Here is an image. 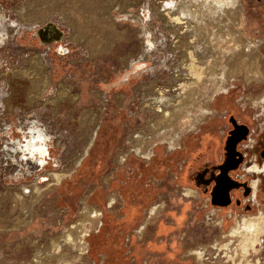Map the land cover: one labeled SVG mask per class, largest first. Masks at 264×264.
Listing matches in <instances>:
<instances>
[{
	"label": "rangeland",
	"instance_id": "1",
	"mask_svg": "<svg viewBox=\"0 0 264 264\" xmlns=\"http://www.w3.org/2000/svg\"><path fill=\"white\" fill-rule=\"evenodd\" d=\"M34 1L6 0L1 1L0 6L6 10L11 21H14L16 14L13 9L19 5L29 8L30 3ZM108 1H49L48 6L46 5L49 8L44 11L46 21H43L40 26L52 23L62 31L64 37L60 45L62 49L68 50L67 53L54 50L50 45V52L47 54L46 50L40 47L31 48L29 42L32 34L27 32L19 39L22 44L17 43L18 51L3 50L0 54V61L3 62V64L0 63V67L1 65L3 67L0 74L5 73L3 79H0V91L6 92V103L0 105V136H8L6 133L10 135L13 131V136L18 139L17 131L19 130L24 141V136L27 137V135L23 130L27 128L29 132L34 124L44 129L51 137L48 143L51 142V153L56 159L55 168H46L41 173H36L33 164V166L29 165V170L35 174L32 173L28 180L20 182L32 185L36 181L42 187L45 184L43 178H48L45 173L71 171L69 176L63 178L58 185L53 186L46 195L30 207L29 220L22 225L23 227L3 230L0 228V264H35L38 262L35 258L37 255L44 256L42 259L39 256V264H177L168 263L165 256H160L161 251L154 253L152 248L143 254L137 252L131 254L132 259L123 258L121 260L123 262L107 260L104 249L101 252L90 248V239L101 229L102 224L104 225L106 217L111 215L117 219L122 216L125 199L123 188L119 189V182L125 183V179L133 176L130 174L135 171L137 173L145 171L142 179L149 177L151 184L153 183L156 187L162 186L159 191L161 195L154 202L162 201L163 205L148 221L153 222L149 232L157 236L154 240L156 247L160 249L169 243L176 248L178 256L182 255L186 259V264H192L195 261L189 251L195 249L200 251L198 249L202 248L205 252L206 247L215 241V250H219L218 257L222 255L224 259L225 257L231 259L228 264H259L258 259L251 263L248 258L254 260L253 255L257 253L255 246H260L264 239V211L258 210L260 216L256 219L257 227L263 226L262 229H258L260 243L259 239L255 240L246 252L238 251L237 238H222L221 235L223 232L228 233L234 225L232 220L234 214L250 215L254 214L256 209L248 212L243 206L232 205L229 208L231 213L223 209L217 214L216 209L208 206V198L200 195L195 189L193 190L197 192V197L191 195L185 198L183 192L189 186L181 182V179L178 180V177L177 179L174 177L180 172V168H184L183 162L189 165L191 159L196 157L201 139L204 138L206 141L208 130L225 115L226 107L222 105L223 93L235 91V96L240 99V103L251 107L253 114H256L258 118L262 116L264 120L262 113L264 46H258L255 50L254 64L243 61L232 68L233 78L227 82L225 90H219L216 80L213 83L202 82L198 87L199 100L190 107L188 114L184 112L178 115L174 122L166 123L165 120H160L163 129L159 126L162 132L157 134L154 127H151L153 111L146 108L145 104L154 93L155 96L163 89L166 91V96L172 97L178 92L174 85L171 87L172 82H170L172 80L170 73L173 71L176 58L167 57L169 55L167 50L171 44L168 39L169 33L161 30L162 24L156 21L152 12V3L158 0H132L136 6L128 11L143 20V23L152 25L150 33L152 37L157 38L156 47L160 50H156L157 53L152 57L144 53L143 42H141L144 38L143 27L139 22L129 24L122 20L119 10H113V15L116 16L114 25L107 20H101ZM172 1L178 3L180 0ZM239 1L241 12L235 21L237 26L232 24L233 16L230 17L226 39L223 42L213 40L221 48V53L227 52L229 47L241 51L246 42L256 43L254 39L257 36L253 34L254 28L252 29L253 26L249 25L252 21L244 19L242 0ZM121 2L122 0H118L117 5ZM56 9L59 11L57 12ZM62 15L70 21V24L62 19ZM99 17L101 19L97 20ZM139 30L141 32H138ZM87 37L89 39H86ZM202 37H205V34ZM32 58L40 59L44 68L43 73L50 78V84L40 97L35 96V100L27 103L28 91L32 85L26 79L13 76V71L16 70L14 73L29 71ZM222 61L223 58L220 56V62ZM140 65L146 66L145 69L138 71L141 68ZM135 71L138 72L134 73ZM203 77L205 78L206 75ZM216 77L220 78L218 72ZM63 89H66L64 94ZM58 93L61 95L59 96ZM259 97L260 103L252 104V99H259ZM52 100H57L58 103H50ZM194 117L198 118L197 123L193 120ZM9 126L12 129L4 131ZM164 126L167 128L165 129ZM221 127L217 129L220 130ZM136 134L143 135L137 142L139 143L141 139V149L150 151V160L132 152L122 166H117L115 159L122 152L129 150L130 146L135 145L133 137ZM173 135H176L174 139ZM172 139L174 147L170 148ZM171 150L172 152H169ZM203 152L199 161L208 156L207 148ZM84 153L87 154L84 156ZM17 157V155L10 156L7 151L4 154L0 152V196L5 198L4 203L0 205V219L6 217V220H13L18 217L16 215H20L13 194L15 190L21 188V183L13 179L21 170L24 176H27L28 165L26 162H21L19 158L15 161ZM78 157L82 159L76 165ZM156 157H165L171 162L169 171L162 179L148 176V168H143L144 164L153 161ZM9 159L11 163L8 162ZM89 195L91 196L87 198ZM110 196L116 198V202L113 207L107 208V199ZM81 200H85L88 208L99 211L100 216L95 219L83 216L80 213ZM263 207L264 204L259 205L257 209ZM227 214H232V217L227 219ZM209 215L213 216V223L207 222ZM220 217H223V221ZM142 218L144 219V214ZM64 230L69 234L68 237ZM113 241L116 242L115 239ZM225 245L229 247L227 255L223 249ZM241 255L244 256L241 257ZM261 255L263 257L264 252ZM219 260L218 263H221V259Z\"/></svg>",
	"mask_w": 264,
	"mask_h": 264
},
{
	"label": "bare ground",
	"instance_id": "2",
	"mask_svg": "<svg viewBox=\"0 0 264 264\" xmlns=\"http://www.w3.org/2000/svg\"><path fill=\"white\" fill-rule=\"evenodd\" d=\"M49 1L48 0H35L34 2L30 3L31 7L29 8L23 5H19V7L13 9L16 14V20L14 21L5 23L4 20L0 19V38L1 40H3L4 38H7V34L10 31V29H13L12 30L13 34L18 36V35H21L22 33L27 32L28 30L29 31L32 30L31 28L33 27L37 28L38 26H40V24H42L43 21H46L44 11L46 10V8H49L47 7ZM117 1L118 0H109L108 5L106 7V11L103 12V14L101 15L102 19L101 17H99L97 20L99 19H101L102 21L107 20L108 22H110V24L114 25L116 16L113 15V10H116V11L119 10V16L122 18V20L127 21L129 24L130 23L135 24L139 22L141 26L143 27V37L144 38L141 42H143L144 53L145 54L147 53L150 57H152V55L156 54L157 51H160L156 47L157 38L155 36L152 37L153 35H151L150 33L152 31L151 30L152 25H150V23L148 24L143 23V20L139 19L134 13L128 12L129 10L131 11V9L136 6L135 2H132V0H122L121 4L117 5ZM175 2H173L172 0H158L157 2L155 1L152 3L153 5L152 12L154 13L156 21L162 24L161 30L167 31L169 33L168 39H170L171 44L169 46V50H167L169 53L167 57L174 56L176 58V63L174 65L173 71L171 70L172 72L170 73L171 75L170 78L172 79L170 82H172L171 87H173L174 85L176 87V90L178 91L174 94V96L171 97V96H166V93H165L166 91H163L164 90L163 89L162 91H159L158 93L156 92L157 94L155 96H154L155 94L154 93L152 97L148 99L145 104L146 108L153 111L154 117L151 120V123L153 124L151 125V127H154L157 134H161L162 131L160 132V130L163 129L162 127L163 125L161 126L160 124L162 123V121L160 122V120H165L166 123L171 122V121L174 122V120H176L178 115L184 112L188 114V110L190 109V107L194 106L193 104L199 100L198 99L199 98L198 97V87L202 82L208 81V82L213 83L216 80L219 84V90H225L227 86L226 85L227 82L230 81L231 78H233L232 68L234 66H237L243 61H249V63L254 64L255 63L254 56L256 52L255 50L259 46L258 42L255 44L251 42L250 43L246 42L247 44H245V46L241 49V51H237L236 49L229 47L227 49L228 50L227 52L221 53V48H219L218 45L213 42V40L223 42L226 39V36L229 32L228 28L230 24V17L233 16L232 24L233 25L236 24L237 26V23H235V21L237 20L238 14L241 12V5H240L239 0H180L178 3H175ZM49 5L52 6V4H49ZM71 10L72 9L70 8L69 11ZM58 11L59 10H57V12ZM90 11H91V8H90ZM148 17L150 18V16ZM234 18L236 19L234 20ZM62 19L67 20V18L64 17L63 15H62ZM67 21L66 22L70 24V21L69 20ZM138 32H141V31L139 30ZM201 32L205 34V37H202L203 34H201ZM79 38L81 39V37ZM86 39H89V38L87 37ZM87 41L88 40H86L85 42ZM234 41L236 40L234 39ZM249 52L251 53L248 54ZM220 56L221 58H223L222 62H220ZM30 61H31V68L29 71L24 72V73H21V72L14 73L16 71L15 69H14L15 71H13V76L26 79L32 85L31 89L28 91L29 97H28L27 103L29 101L31 102L32 100H35L36 99L34 98L35 96L37 98L40 97L41 93L44 92L47 89L48 85L50 84V78L46 75V73L45 74L43 73L44 68H43V64L41 63L40 59L32 58V60ZM163 66L167 67L166 65H163ZM217 72L219 73L220 78L216 77ZM204 75H206L205 78L203 77ZM4 76H5V73L0 75V77H4ZM146 86L147 85H145V87ZM63 91H65V92H62L63 94L66 93V89H63ZM5 94H6L5 91H0V105H3L6 103ZM60 95L61 94H59V96ZM62 97H64V95ZM60 100H63V98H60ZM256 102L260 103V97L259 99L258 98L255 100L252 99V104ZM50 103L55 104V103H58V101L52 100ZM263 110H264V107H263ZM201 113H203V111H201ZM193 120L195 121V123H197L198 118L194 117ZM159 126L162 128L159 129ZM164 127L165 129L167 128L166 126ZM157 129L159 131H157ZM29 132H30L31 138L25 141V145L21 146L19 144L20 141L18 142L16 141L15 143L17 145L13 144L11 153H9L10 151H8V149L10 148L8 147L7 144H6L7 146L5 147V151H7V153L10 156L13 157L14 154L18 156L15 161H17V159L19 158L21 162H26V164L28 165V168H27L28 171H26L27 176H24L25 174H23L21 170L20 173L17 176H15L13 179L16 182H20L21 180H28L30 175L34 173L33 171L29 170V165L33 166L35 163H37L38 165L43 166L44 164L43 159H39L37 162L34 161L35 156L32 154L33 152L32 150H34V148L43 150V147L48 146V142L51 139V137L48 135L47 132H45L44 129L38 128L34 124L31 126V129ZM140 136L141 134H136V136L133 137V139L135 138V145L130 146L129 150L122 152L116 158V164H122L125 157L131 152H135V154L145 159L150 158L151 156L150 151L149 152L147 150L143 151L141 149L142 147L141 139L139 140V143L137 142L138 138H142L143 135L141 137ZM175 137L176 135H173V139ZM173 139L171 140L170 148L174 147ZM36 144H37V147H35ZM17 151L21 153V157L20 155H18ZM26 153L29 154V157H30L29 162L27 161V158L24 157ZM44 154H46V152H44ZM85 154L87 153H84V156ZM81 157H83V155ZM81 157H78V162H76V165L79 164L80 160L82 159ZM35 166L36 165H34V168L36 170ZM70 173L71 171L69 170L64 171V172L51 171V172H48L47 174L45 173V176L48 178H43L44 179L43 182H45V184H43L44 186L42 187H40V185L36 181H34L33 184L31 183L32 185L30 184L25 185V184H22V182H20L21 188L15 190L16 192L14 191V194H13L14 197L16 198L15 202L17 203V209L19 210L20 215H16L18 217L16 218L14 217L15 219L13 220H6L5 219L6 217L4 219L1 218L2 220L0 219V228L3 230V229H14L20 226L23 227L22 225L26 224V222L29 220L30 207L33 204H35L37 201H39L44 195H46V193L53 186L58 185L63 178L69 176ZM191 195H194V197H197L196 196L197 193L192 191L191 189L184 190L183 196L185 198ZM4 201H5V198L4 196L1 195L0 205L3 204ZM114 202H116V198H114L113 196H110V198L108 199V205H112L114 204ZM162 205H163V202L160 201L159 203H155L151 207H149L148 210L146 211L145 221L143 222V224L146 223V221L150 220L151 217L154 216L155 213L162 207ZM81 207L82 208H81L80 213L83 216L88 217L89 219H95L100 216L99 211H97L94 208H88L86 206L85 200H81ZM259 216H260V213L257 216H248V217L241 216L240 218L239 217L236 218L234 220V225L230 228V230H228V233L224 234L223 232L221 237L222 238L224 237L237 238V241L239 243L238 244L239 248H237V250L241 252H246L248 247L252 246L255 243V240L259 239L258 236L260 235V233L258 229L263 228V226L257 227L256 219ZM65 231L66 230H64V233L68 237L69 234ZM65 234L63 235L65 236ZM258 241L260 243V239ZM223 249L225 251V254L227 255V251L229 247L225 245ZM200 251H197V249L189 251V253L191 254V257L198 264L200 262L202 263V261L205 259V256H206L205 252L207 250L205 252L202 251L201 253ZM43 253L46 254L45 252ZM207 255L209 257H212L211 253ZM244 255H247V254H244ZM244 255H241V257H243ZM39 256L40 255H37L35 257L36 260L38 261L37 263L34 262L35 264H39L40 257H41ZM234 256H236V254H234ZM225 258L227 261L231 260V259H228L227 257Z\"/></svg>",
	"mask_w": 264,
	"mask_h": 264
},
{
	"label": "flooded vegetation",
	"instance_id": "3",
	"mask_svg": "<svg viewBox=\"0 0 264 264\" xmlns=\"http://www.w3.org/2000/svg\"><path fill=\"white\" fill-rule=\"evenodd\" d=\"M1 1L5 2L6 0H0V2ZM242 4L244 19L246 21H252L251 23L253 25L250 23L249 25L253 26L251 27L252 29L254 28L253 34L257 36L254 40L256 43L259 41V47H262L264 46V0H242ZM0 19L4 20L5 23L11 21L10 16H7L6 10L1 6ZM246 23L247 22H245V25H247ZM45 26L33 27L31 29L34 31H27L32 34L29 46L31 48L40 47L45 49L46 54L50 52L51 47L54 50L57 49L67 53L68 50L62 49L60 45L64 33L60 30L62 34L54 32L46 29ZM12 30L13 29H10L8 32L7 38L3 40L0 38V54L3 50L9 52L11 50H13V52L18 51L17 47L22 44L19 39L27 33H22L18 35L20 36L18 37L17 35H13ZM245 30L247 29L245 28ZM242 34L244 35V32H242ZM17 43H19V45ZM49 45L51 47H49ZM1 62L2 61H0V63ZM145 67L146 66L142 65L138 71L145 69ZM2 68L1 65L0 71H2ZM0 79H3V77H0ZM222 96L224 100L222 105L226 107L225 115L220 118L218 123L212 125L208 130V135L205 137L206 141H204V138L201 139L200 144H198V153L196 157L191 159L189 165H186L185 162L182 163L184 168L179 169L178 180L181 179V182L195 189L200 195L206 196L208 198V206H211V208H219L211 204V195L217 188H220V171L227 168V177L237 185V188L229 192L230 202L228 206L223 209L226 210L230 208V206L235 205L243 206L246 211L251 212L264 203V120L262 116L258 118L256 114H253L251 107L246 104L242 105L240 99L235 96V91H227L223 93ZM262 113L264 114L263 109ZM219 126H222L220 130L217 129ZM11 129L12 128L9 126V128H5L4 131H9ZM237 130L242 131L241 137L237 136ZM23 132L27 135V137L24 136V141L22 133L19 130L17 131V135H19L18 139H15L13 136V131L10 135L6 133L8 136H0V152L4 154L5 147L8 145L10 148L8 151L11 153L13 144L17 145L15 142L18 140H20L19 144L21 146L25 145V141L29 140L31 135L27 128H25ZM50 143H48V146L43 147V150L37 148L32 150V154L35 156V162L39 159H43L44 161L43 166L37 163L34 164L36 165V173H41L46 168H55L56 166V159L51 153ZM35 147H37V144ZM206 148L208 150L207 158L199 161ZM228 149H231L230 159ZM44 152H46V154H44ZM17 153L21 157V153L19 151H17ZM24 157L27 158L29 162V154L26 153ZM8 162L11 163L10 159ZM193 189L191 190L196 192ZM257 215L258 213L251 216ZM227 216L229 215L227 214L226 217Z\"/></svg>",
	"mask_w": 264,
	"mask_h": 264
},
{
	"label": "crops",
	"instance_id": "4",
	"mask_svg": "<svg viewBox=\"0 0 264 264\" xmlns=\"http://www.w3.org/2000/svg\"><path fill=\"white\" fill-rule=\"evenodd\" d=\"M176 149L178 150V148ZM169 152H172V150ZM128 156L129 154L125 157L122 164H118L117 166H122L124 162L127 160ZM147 160H150V158ZM115 163H116V159H115ZM169 165H171V162L167 161L165 157H160V158L156 157L153 161H149V163L144 164L143 168L144 169L148 168L149 170L148 176L154 177L156 179H162L165 176V174L169 171L168 170L170 169ZM144 172L142 173L140 172L137 173L136 171L135 173L131 172L130 175H133V176H131L130 178L127 177L125 179V183L123 181L119 182L120 187L118 186L119 189L123 188V190L121 189L122 191L128 192V191H136L135 189L138 188L137 186L139 185L140 186L139 189L142 191V196H143L142 198L143 202H142V206L140 207V209H136L135 212L134 210H131V211L129 210L126 213H122L121 217H117V220L124 221L126 222L125 225L129 226V230L127 234L125 235V248H126L125 254L128 256V258L130 257V259H132L130 256L131 254L133 255L136 252L143 254L144 252H146V250L152 248L154 249V253H158V251H161L162 254L160 256H165L166 259L168 260V263L175 262L177 264H186L187 262L186 259H184L182 255L178 256L176 248L174 246H171L169 243L166 247H160V249L155 246L156 243L154 244L155 242L154 240L157 239V236H155L154 233L152 234L151 232H149V229L151 228L152 223H153L152 221L148 222L149 221L148 220L146 221V223L143 224V222L145 221V215H146V211L148 210V208L151 207L153 204L160 202V201H157V202H154V201L159 198V196L161 195L159 191L162 189V186L156 187L153 183L151 184L149 181V177L146 179H142V176H144L143 175ZM177 177H178V174L175 175L174 179H177ZM131 183H132V186H130ZM90 196L91 195L87 196V198H89ZM130 198H131L130 200L131 203H134L136 201V198L135 196H133V194L130 195ZM131 203H130V206L134 207L133 205H131ZM114 204L108 205V199H107V204H106L107 208L113 207ZM143 214H144V219L142 218ZM135 215H138V216H135ZM158 242H161V241H158ZM196 263L197 262L192 263V264H196Z\"/></svg>",
	"mask_w": 264,
	"mask_h": 264
},
{
	"label": "trees",
	"instance_id": "5",
	"mask_svg": "<svg viewBox=\"0 0 264 264\" xmlns=\"http://www.w3.org/2000/svg\"><path fill=\"white\" fill-rule=\"evenodd\" d=\"M130 186H132V183ZM137 187L138 188L135 189L136 191L123 192V196L125 199V206L122 209V213H126L129 210L130 211L134 210L135 212L136 209H140V207L142 206V202H143L142 191L139 189L140 188L139 185ZM132 194L136 198V201L134 203H131L130 201L131 200L130 195ZM130 203L135 208L131 207ZM125 224L126 222L117 220L113 218L111 215L106 217L104 225L102 224L101 229L90 239V243H91L90 248L93 251H101V252L102 249H104V253H106L107 260L110 259L115 261L117 260L121 261L123 260V258L127 260L128 257L124 256L126 253L125 235L129 230V226ZM114 239L116 240V242L113 241Z\"/></svg>",
	"mask_w": 264,
	"mask_h": 264
},
{
	"label": "water",
	"instance_id": "6",
	"mask_svg": "<svg viewBox=\"0 0 264 264\" xmlns=\"http://www.w3.org/2000/svg\"><path fill=\"white\" fill-rule=\"evenodd\" d=\"M46 29L52 30L57 33H61L58 28L52 24L47 23ZM236 134H238V137H241L242 131L237 130ZM229 152V159L231 158V149H228ZM228 169L220 171L219 174V186L220 188H217L216 191L211 195V204L213 206L219 207V208H226L229 204V192L233 189L237 188V185L233 181L230 180V178L227 177ZM230 218V215L227 216V219Z\"/></svg>",
	"mask_w": 264,
	"mask_h": 264
},
{
	"label": "built area",
	"instance_id": "7",
	"mask_svg": "<svg viewBox=\"0 0 264 264\" xmlns=\"http://www.w3.org/2000/svg\"><path fill=\"white\" fill-rule=\"evenodd\" d=\"M214 209H216L217 214H219V212H221V210H223V208H214ZM226 210L229 211V213H231V209L227 208ZM258 210L264 211V207L261 208V209L260 208L257 209V207H256V210H255V213L254 214H257L258 213ZM245 213H248V212H245ZM254 214H250V215H248V214L247 215H245V214L244 215H236V214H234L232 220L234 222V219L237 218V217L240 218L241 216H251V215H254ZM208 217H209V219H208ZM208 217H207V219H208L207 222L213 223V216L212 215H209ZM220 219H221V221H223V217H220ZM215 246H216V242L215 241L214 242L212 241L206 247V249H207V251L205 252L206 253V256H205V259L202 261V263H204V264H221V263L222 264H228V261L226 259H224L222 255L220 257H218V254H217L218 252L214 248ZM255 247H256V250H257L256 252L257 253L255 255H253V256H255L254 257V260L252 261V259L249 257L248 258V261L249 262L251 261V263H253V262H255L256 259H258L259 264H264V256L262 257V255H261L262 252H264V239L261 241L260 246H255ZM199 250H203V249L201 248ZM209 253L212 254V257H209L207 255ZM219 258L221 259V263H218Z\"/></svg>",
	"mask_w": 264,
	"mask_h": 264
}]
</instances>
